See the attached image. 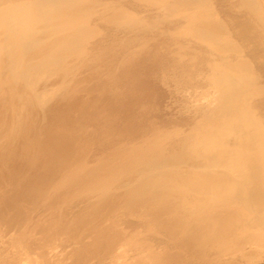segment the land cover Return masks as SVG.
Masks as SVG:
<instances>
[{"label":"rangeland","instance_id":"rangeland-1","mask_svg":"<svg viewBox=\"0 0 264 264\" xmlns=\"http://www.w3.org/2000/svg\"><path fill=\"white\" fill-rule=\"evenodd\" d=\"M33 1L21 0L24 5ZM179 1H183V7L177 10V6H173L178 15L171 16L163 14L158 5L140 0H79L88 4L90 14L85 26L94 33L85 40L81 54L65 60L68 73L65 86H61L67 88V93L73 95V99L80 98L85 103L99 101L97 123H93V127L97 125L99 128L95 132L89 131L93 141L84 151L83 162L87 170L100 172L101 164L109 159L110 154L113 157L119 147L127 143L141 145L146 140L165 136L177 145L176 151L200 140L198 127L208 121L204 118L208 115L210 120L213 116L216 119L215 115L220 113L214 110L211 117L212 110L209 111V108H214L215 99L220 96L215 87L227 72L221 66L228 58L233 63L244 60L249 64V71L246 70L251 76L249 81L253 87L262 90L261 94L250 91L253 93L252 106L257 103L260 109L264 108V28L244 1H205L220 26L227 29L233 45L239 48L237 53L225 54L215 53L202 40L185 34L187 15L197 0ZM9 2L0 0V13L13 9L7 4ZM41 19L30 29L27 37L38 44L33 54L40 51V56L51 58L49 45L56 38L50 37L49 43L43 41L49 34V26L45 16ZM7 32L6 28L0 26V57L7 47ZM5 70L12 72L13 68L6 67ZM18 74L15 73L13 87H18L19 94L11 96L8 92H0V150L9 139L18 145H23L26 140L18 133L17 126L11 123L10 104L21 107L24 119L30 118L22 120V123L35 120L32 98L25 90L26 83L21 80L23 76ZM58 78L50 76V81L44 82L50 92L54 91V95L62 90L57 88L60 87L57 82L61 79ZM41 83L40 87H45L43 81ZM57 99L52 97L49 105H54ZM117 103L123 105L119 107L123 112L116 111ZM221 103L226 106L224 101ZM263 108L259 111H263L261 114L264 118ZM253 112L256 113L255 109ZM91 119L90 124L94 122ZM44 141L45 137L41 142ZM228 144L234 145V141L229 140ZM7 153L9 149L5 148ZM29 159L30 155L24 153L16 169L26 173L23 166ZM5 171L0 167V264H151L149 255L160 254L159 257H164L169 253H180L182 264H264V248L256 245L255 240L246 243L244 249L237 253L223 255L207 243L201 247H196L192 242L191 245L189 240L192 236L186 232V228H168L166 225L169 223H164V229L150 215L142 220V216L136 212L138 210L122 202L136 188L138 183L134 181L125 182L118 191L112 188L111 193L118 192L112 199H106L102 194H90L88 186L82 182L73 187L79 191L73 195V191L48 193L35 202L22 197L18 187L8 182ZM63 171L55 173L56 181L63 180L68 174L65 169ZM118 197L122 200L117 201ZM146 197L144 193H138L136 199L143 201ZM247 219V224L251 225L254 215L251 213ZM189 221L196 223L198 216H192ZM221 235L225 236L226 233L222 231ZM252 250L262 254L248 260L247 254Z\"/></svg>","mask_w":264,"mask_h":264},{"label":"bare ground","instance_id":"bare-ground-1","mask_svg":"<svg viewBox=\"0 0 264 264\" xmlns=\"http://www.w3.org/2000/svg\"><path fill=\"white\" fill-rule=\"evenodd\" d=\"M140 1L158 5L163 14L171 16H177L178 12L175 9L183 7V1L179 0ZM205 1L197 0L193 3V8L187 15L188 27L185 34L202 40L208 49L215 53L239 52V48L229 39L227 29L220 26ZM243 1L264 28V0ZM7 4L13 9L0 13V26L6 28L9 33L7 47L0 57V92L17 96L18 87H13V80L16 79L15 73L21 74L23 76L21 80L26 83L25 90L32 98L35 120L22 123V120L30 118L22 117L21 107L9 105L11 123L17 126L18 133L25 136L26 140L23 145L8 140L0 150V167L5 168L8 182L18 187L24 199L36 202L48 193L51 195L61 191H63L61 193L73 191L71 192L73 195L79 192L73 187L82 182L86 183L90 194H102L104 198L112 199L118 193H111L112 188L118 191L125 182L134 181L138 183L136 188L127 194L122 202L138 210L136 212L142 216V220L143 217L150 215L162 224L164 229V223H169L166 225L168 228L177 226L186 228V232L192 236L190 244L192 242L196 247H201L207 243L216 247L223 255L243 250L246 243L252 240L264 248V118L261 114L263 111H259L263 107L260 109L257 103L252 106L251 99V94H261L262 90L253 87L249 81L251 76L246 72L249 68L247 62L242 60L233 63L230 58L223 61L221 68L227 72L221 83H216L218 87L213 83L220 96L218 100L215 99L214 108H209V111L212 110L211 113L208 112L211 117L214 110H219L220 113L215 115L216 119L213 116L211 120L208 115L204 116L208 121L198 127L200 140L188 143L176 151L177 145L165 136L146 140L141 145L126 142L127 144L119 147L113 157L110 154L109 159L102 162L100 172L94 170L92 172L87 170L88 167L86 168L83 160L86 146H90L93 141L89 131L95 132L99 128L97 125L93 127L98 118L96 111L100 109L99 101L85 103L83 100L80 101V98L73 99V95L67 93V88L61 86H65L68 73L65 60L75 54H81L85 40L94 33L85 26L90 14L88 4L79 0H35L27 5L21 0H10ZM42 16L46 17V24L49 26V34L43 41L49 43L50 37L56 38V41L49 45L52 51L51 58L40 56L42 54L40 51L33 54L38 44L27 37L30 29L40 23ZM6 67L13 68L12 72L6 70L5 72ZM50 76L61 78L57 82L60 87L57 88L62 89V92L54 95L52 89V92L47 89L44 82L52 80L48 79ZM42 81L45 87H40ZM52 82L54 83L53 80ZM221 84L222 87H219ZM54 96L58 99L51 106L49 103H52L50 100ZM222 101L226 106H223ZM122 106L117 103L116 111L119 112V107ZM90 118L94 121H91L92 124L89 123ZM43 136L46 138L44 143L41 142ZM192 139L191 141L194 140ZM229 140L234 141V145H229ZM5 148L9 149L7 155ZM24 153L30 155L29 161L23 166L26 173L16 169ZM64 169L68 174L63 180L56 181L55 173L60 174ZM78 187L82 190L80 186ZM138 193L147 195L146 199L138 201L136 199ZM251 213L254 219L252 224L248 225L247 218ZM194 215L198 216V221L192 224L189 220ZM222 231L226 233L225 236L221 235ZM186 245L189 246L187 243ZM261 254L252 250L247 254L248 260ZM159 255H149V258L151 257L149 262L151 264L183 262L180 253H169L164 257Z\"/></svg>","mask_w":264,"mask_h":264}]
</instances>
